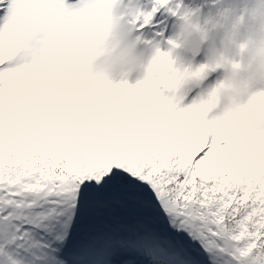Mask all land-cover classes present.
<instances>
[{"label":"snow or ice","instance_id":"6c2138e0","mask_svg":"<svg viewBox=\"0 0 264 264\" xmlns=\"http://www.w3.org/2000/svg\"><path fill=\"white\" fill-rule=\"evenodd\" d=\"M80 4L0 0V264H264V138L177 144L158 98L82 85Z\"/></svg>","mask_w":264,"mask_h":264},{"label":"clouds","instance_id":"9594fccd","mask_svg":"<svg viewBox=\"0 0 264 264\" xmlns=\"http://www.w3.org/2000/svg\"><path fill=\"white\" fill-rule=\"evenodd\" d=\"M80 6L88 13L76 24L84 34L64 52L82 85H127L158 98L159 116L177 144L208 136L264 138V0H215L207 13L204 5H177L176 30L163 47L135 35L142 13L134 0H81ZM201 52L204 62L194 64ZM215 73V83L182 107L179 89L199 87Z\"/></svg>","mask_w":264,"mask_h":264},{"label":"rangeland","instance_id":"374dc122","mask_svg":"<svg viewBox=\"0 0 264 264\" xmlns=\"http://www.w3.org/2000/svg\"><path fill=\"white\" fill-rule=\"evenodd\" d=\"M174 1H179V3L181 4H177L175 3V5H181V8L185 7L188 5V1H183V0H171V3L174 2ZM170 3V4H171ZM191 6H196L194 5V3L191 5ZM170 8V7H169ZM204 9V8H203ZM205 13H207V11L205 10L204 11ZM176 18V17H175ZM181 62L185 63L186 64V60L184 58H181ZM214 77V76H213ZM217 77L215 76V81H216ZM211 81V77L209 76V78L206 80V81ZM215 81H211V83H202L201 84V89L199 91H197L198 94L196 95H190V91L187 90V89H191L192 87H195L194 90H196V86H194L192 83H188V84H185L183 85L180 89H179V92L177 93V98H182L183 100V103H182V107L183 106H188L190 105L191 103H193L194 100H196L201 94H203L204 91H206L207 89H209L214 83ZM198 90V89H197ZM180 94H182V96H180ZM187 94L189 96H187ZM217 113H212L210 114V118L211 117H214Z\"/></svg>","mask_w":264,"mask_h":264},{"label":"bare ground","instance_id":"6f19581e","mask_svg":"<svg viewBox=\"0 0 264 264\" xmlns=\"http://www.w3.org/2000/svg\"><path fill=\"white\" fill-rule=\"evenodd\" d=\"M230 3V2H229ZM187 7H191V6H189V5H187ZM162 16H163V22L164 23H166V24H169L170 22L172 23L171 24V26H170V28H171V31H172V33L170 34V36H172L173 35V33L175 32V30H176V19H174L172 16H170V15H168V14H166L165 12H163L162 11ZM172 18H173V20H172ZM144 41H147V40H144ZM180 55V57L181 58H187L188 59V57L185 55V54H183V53H180L179 54ZM204 62V54H203V52H201V57L198 59V60H196V61H194L193 63L195 64H199V63H203ZM217 74H219V73H216V75ZM214 74H212L211 75V77L213 76ZM129 83H130V85L132 86V87H135L136 86V83H137V80L136 79H131V80H129L128 81ZM118 83H120V81H113V84H118ZM194 86H196L195 84H193ZM197 87V86H196ZM195 89V87H192L191 89H187V90H189L191 93H192V91ZM196 89H198V91L201 89V85L199 86V87H197ZM190 93V94H191ZM180 96H182V94H180ZM187 96H189L188 94H187Z\"/></svg>","mask_w":264,"mask_h":264},{"label":"water","instance_id":"95a60500","mask_svg":"<svg viewBox=\"0 0 264 264\" xmlns=\"http://www.w3.org/2000/svg\"><path fill=\"white\" fill-rule=\"evenodd\" d=\"M198 57V56H197Z\"/></svg>","mask_w":264,"mask_h":264}]
</instances>
